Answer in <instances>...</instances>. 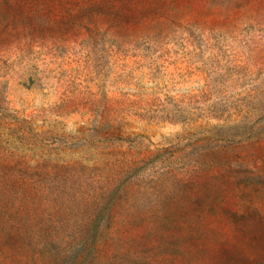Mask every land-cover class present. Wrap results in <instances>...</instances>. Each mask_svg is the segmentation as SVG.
Segmentation results:
<instances>
[{"label": "rangeland", "instance_id": "rangeland-1", "mask_svg": "<svg viewBox=\"0 0 264 264\" xmlns=\"http://www.w3.org/2000/svg\"><path fill=\"white\" fill-rule=\"evenodd\" d=\"M0 264H264V0H0Z\"/></svg>", "mask_w": 264, "mask_h": 264}]
</instances>
